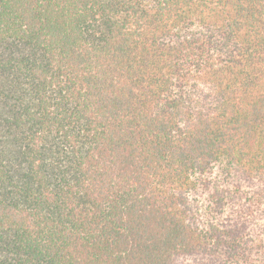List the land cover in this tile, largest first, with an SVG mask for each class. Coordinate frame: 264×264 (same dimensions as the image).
<instances>
[{"label": "trees", "instance_id": "trees-1", "mask_svg": "<svg viewBox=\"0 0 264 264\" xmlns=\"http://www.w3.org/2000/svg\"><path fill=\"white\" fill-rule=\"evenodd\" d=\"M0 264H264V0H0Z\"/></svg>", "mask_w": 264, "mask_h": 264}]
</instances>
